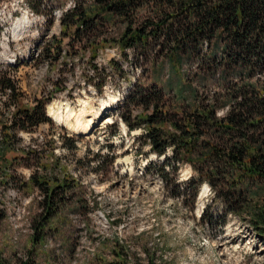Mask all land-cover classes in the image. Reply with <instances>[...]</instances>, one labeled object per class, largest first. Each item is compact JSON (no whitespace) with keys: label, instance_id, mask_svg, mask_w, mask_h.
Here are the masks:
<instances>
[{"label":"rangeland","instance_id":"1","mask_svg":"<svg viewBox=\"0 0 264 264\" xmlns=\"http://www.w3.org/2000/svg\"><path fill=\"white\" fill-rule=\"evenodd\" d=\"M75 1L0 0V70L15 80L18 99L25 104L48 100L46 113L55 123L54 128L42 124L34 132H21L19 143L27 145L37 138L43 148L42 162L48 167L61 157L67 170L77 176L74 200L80 201L50 222L51 231L35 247L31 220L40 212V192L28 182L32 170L20 162L23 151L0 150V208L5 212L0 224V256L17 254L25 259L32 248L35 264H86L92 261L100 238L119 237L135 246L143 264H147V255L141 245L156 248L161 264H264V241L249 225L235 214L225 215L219 202L211 203L213 193L207 183L200 185L196 196L192 190L185 192L193 176L189 166L179 170V187L164 182L156 168L163 157L151 153L149 145H141L138 137L143 130L128 132L119 117L121 110L126 111L119 104L139 80V91L153 93L152 87L157 86L165 93L164 109L175 111L184 105L175 94L180 87H184V98L194 104L192 89L204 97L218 90L215 81L211 79L204 88L195 77L196 65L186 62L182 74L189 81L184 78L178 83L166 57L131 50L123 56L118 47L100 49L91 61L89 52L77 53L68 39L61 45L60 60L57 49L51 50L52 59H46L42 51L54 37L61 38L60 16ZM120 27L110 25L105 34ZM141 55L144 59L138 63ZM154 61L157 65L153 66ZM116 63L124 73L116 69ZM111 99L109 108L103 107ZM58 103H64L62 116L54 118L49 106ZM65 103L75 107L70 117ZM14 110L10 96L0 95V137ZM113 121L120 135H111L114 128L108 125ZM59 133L79 137L75 153L63 148ZM98 149L103 154L112 150L117 156L106 175L70 161L74 155L91 157ZM10 174L18 176V181L11 182ZM211 215L214 219L209 223Z\"/></svg>","mask_w":264,"mask_h":264},{"label":"trees","instance_id":"2","mask_svg":"<svg viewBox=\"0 0 264 264\" xmlns=\"http://www.w3.org/2000/svg\"><path fill=\"white\" fill-rule=\"evenodd\" d=\"M115 24L121 27L107 36L105 31ZM60 28L61 38L54 37L42 51L46 59H52L51 50L57 49L56 59L60 60L61 45L68 39L77 53L89 52L91 61L100 49L118 47L123 56L131 50L166 57L178 83L184 78L189 81L182 74L186 62L196 65L195 77L204 88L211 79L215 81L218 90L208 91L204 97L192 89L194 104L184 98V87H180L175 94L184 105L175 111L164 109L165 93L157 86L152 87L153 93L139 91V80L119 104L126 110L119 117L128 132L143 130L138 137L141 145H149L157 157L164 156L156 164L157 175L164 182L179 187V170L189 166L193 176L185 192L192 190L196 196L200 185L207 183L213 193L211 203L219 202L225 215L235 214L264 241V0H76L62 12ZM143 56L137 57L138 63ZM0 95H9L15 108L9 124L2 126L0 150L23 151L20 162L32 170L28 182L41 195L37 201L40 212L31 220L35 245L46 238L50 222L62 210L80 202L74 200L77 176L67 170L61 157L50 167L43 164V148L37 138L27 145L19 143L23 131L34 132L42 124L55 127L46 113L48 100L25 104L18 99L15 80L3 70ZM133 106L141 110L134 112ZM108 126L114 128L112 136L120 135L116 121ZM61 139L63 148L75 153L79 137L66 133ZM116 157L112 150L103 154L98 149L91 157L74 155L70 161L76 167H88L91 173L106 175ZM7 177L18 181L13 174ZM4 218L0 208V224ZM213 219L211 215L208 222ZM141 247L147 264H161L156 248ZM137 254L134 245L119 237H103L86 264H143ZM25 257L0 256V264H35L32 248Z\"/></svg>","mask_w":264,"mask_h":264},{"label":"bare ground","instance_id":"3","mask_svg":"<svg viewBox=\"0 0 264 264\" xmlns=\"http://www.w3.org/2000/svg\"><path fill=\"white\" fill-rule=\"evenodd\" d=\"M114 100L113 99H111V101H108V102H106L105 104H104V106L103 107H106V108H109V106H110V104L113 102ZM66 104V110H68V111H70V114H68L67 116H71L72 115V113L74 112V106H72L70 103H65ZM63 105H64V103H61V104H59L58 103V105L55 107V106H53V105H51V106H49V111H50V115H52L54 118H60V116H62L61 115V109H62V107H63ZM59 116V117H58ZM88 121H91V120H88ZM67 123H69V122H67ZM88 125L89 124H87V126L85 127H83V129H85L86 130V128L88 127ZM74 128H78V127H74ZM82 129V128H81ZM84 130V131H85ZM206 187H207V185H205Z\"/></svg>","mask_w":264,"mask_h":264},{"label":"water","instance_id":"4","mask_svg":"<svg viewBox=\"0 0 264 264\" xmlns=\"http://www.w3.org/2000/svg\"><path fill=\"white\" fill-rule=\"evenodd\" d=\"M164 157V156H163Z\"/></svg>","mask_w":264,"mask_h":264}]
</instances>
